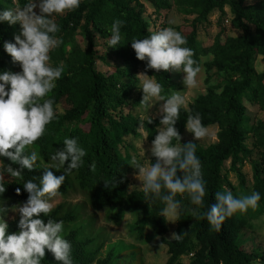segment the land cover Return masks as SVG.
Here are the masks:
<instances>
[{"label":"trees","instance_id":"1","mask_svg":"<svg viewBox=\"0 0 264 264\" xmlns=\"http://www.w3.org/2000/svg\"><path fill=\"white\" fill-rule=\"evenodd\" d=\"M142 2L151 6L154 12L174 6L180 14L192 16L188 23L176 26L175 31L186 37L187 44L182 47L194 51L193 59L198 65L201 57L210 55V59L202 63L206 72L204 82L216 81L204 94L195 96L186 109L181 107L180 119L175 125L181 136L188 117L198 113L205 127L216 126L214 143L205 147L196 144L195 154L201 162L208 193L203 207L193 204L187 193L176 196L180 208L173 233L180 235L179 240L163 238L167 226L162 216L166 204L162 200L145 199L142 189L131 192L126 189L127 175L134 168L131 165L135 159L132 142L144 134L151 144L157 128L162 127L160 115L153 117L149 124L147 118L140 119L123 111L125 107L138 104L130 98L137 86L136 70L140 68L160 83L163 86L161 94L165 97L177 88L169 72L146 68L147 61L138 60L131 47L132 40L153 33L142 17ZM27 3L28 0H0V11L23 7ZM225 8L231 27L238 29L239 35L225 36L220 41L222 28H219L210 44L203 46L197 39L198 28L209 25L208 16L213 11L218 12L215 23L221 22ZM52 19L60 26L55 35L62 43L50 51L49 64L52 67L63 65L64 72L45 99H53L54 111L58 105L62 110L55 112L56 117L46 126L44 135L33 144L39 156V168L22 169V180L5 173V192L0 193V208L5 209V201L25 203L28 193L23 183L27 180L38 183L44 167L51 164V154L63 148L64 139L75 138L86 155L82 158L83 165L66 177L60 189L61 197L73 193L93 211H110L108 217L113 223H117L124 213L137 211L140 215L134 223L137 236L144 241L152 235L159 238L166 248L163 264H264V250L241 248L242 230L251 227L252 218L264 213V121L250 123L244 105L246 102L264 109V0L248 4L244 0H80L78 9L54 14ZM117 19L124 21L122 39L120 45L112 48L108 47L107 41ZM19 33V23L0 22V73H15L21 69L3 47L5 41L14 43V36ZM76 36L83 42L81 47ZM96 62L103 68L97 67ZM249 133L257 142L256 155L245 144ZM187 142L173 139L172 144ZM243 160L248 161L251 169L249 189L251 193L260 194L259 207L255 211L249 208L244 214L237 212L223 222L220 232H216L206 219L199 217L216 203L217 191L230 190L238 197L226 171H222L225 161H228V169L236 174L238 187L246 190L237 166ZM154 161L151 156L149 163ZM7 164L20 167L6 157H0V170ZM50 170L55 175L63 174V170ZM17 188H20V194L16 193ZM162 194H166V190H162ZM194 209L199 216L193 215ZM3 212H0V218ZM19 218L20 215L7 221L8 233L19 231ZM40 218L45 222L49 218L63 221L64 227L75 224L79 214L77 208L69 210L63 204H57L48 217L41 214ZM84 229L85 226L80 225L61 234L71 244L72 264H120V251L116 248H110L103 257L94 259L96 251L88 250L90 240ZM128 256L130 259L134 254L130 252ZM182 257H185L184 261ZM41 264L62 262L55 260L45 249Z\"/></svg>","mask_w":264,"mask_h":264},{"label":"clouds","instance_id":"2","mask_svg":"<svg viewBox=\"0 0 264 264\" xmlns=\"http://www.w3.org/2000/svg\"><path fill=\"white\" fill-rule=\"evenodd\" d=\"M79 6L80 0H28L23 7L0 11V22L20 25V33L14 36L15 42L5 41L3 47L12 62L18 63L21 68L15 73H0V157H6L20 166L14 168L7 164L6 168L0 170V193L5 192V173L13 179L22 180V169L31 171L39 168V156L32 145L44 135L46 126L56 117L53 99L45 97L56 87L55 82L64 72L63 65L52 67L49 64L50 51L62 43L55 35L60 31V26L51 17L74 11ZM37 8L38 13L34 11ZM123 24L124 21L119 19L113 22L108 47L120 45ZM185 44L186 37L166 27L143 39L132 40L131 47L138 60L147 61L146 68L156 72H183L185 87L195 88L201 67L193 59L194 51L182 47ZM137 76L141 81L139 88L143 91L139 103L146 112L157 101H163L158 108L162 127L151 142L150 152L155 162L150 167H143L133 159L131 165L138 169L136 177L141 181L145 199L162 200L166 204L162 216L166 221L175 222L180 208L177 194L187 193L191 202L200 207H203L204 197L208 194L201 162L195 154L196 143L172 144L173 139L181 140L175 125L180 119L185 97L175 91L165 97L161 94L163 86L160 83L145 73H138ZM147 123H152L149 115ZM185 127L195 141L208 136V129L202 124L198 113L188 117ZM146 139L147 135L144 136ZM85 155V150L75 138H66L63 148L51 154V164L44 167L39 182L27 180L23 183L28 193L27 201L13 206V211L20 214L19 231L8 233L7 222L0 218V264H41L45 249L62 264H72L71 244L61 235L64 231L63 221L49 218L45 222L40 216L48 217L52 212L54 205L51 201L60 194L66 177L83 165ZM50 169L63 170V174L55 175ZM162 190H166V194H162ZM20 191V188L16 189L17 194ZM260 199L258 192L235 197L230 190L217 191L216 203L199 218L206 219L212 230L220 232L227 218L237 212L244 214L249 208L255 211ZM3 211L0 208V212ZM193 215L199 216L198 211L194 209ZM171 237L176 240L181 238L176 233H172Z\"/></svg>","mask_w":264,"mask_h":264},{"label":"rangeland","instance_id":"3","mask_svg":"<svg viewBox=\"0 0 264 264\" xmlns=\"http://www.w3.org/2000/svg\"><path fill=\"white\" fill-rule=\"evenodd\" d=\"M254 1L256 0H244V3L248 4ZM142 5L144 8L142 17L148 23V30L151 32H157L166 27H171L175 30L176 26L186 24L192 18V16H184L180 14L174 6H171L167 10L162 9L158 12H154L151 6H149L147 3L142 2ZM34 11L38 13L39 9H34ZM224 12L225 16L221 22L217 24L215 23L218 12L213 11L208 16L209 25L198 28L197 39L200 40L203 46L210 44L214 35L218 33L219 28H222V31L219 34L220 41H222L225 36L239 35L240 31L238 29L232 28L229 23L230 17L226 8L224 9ZM51 18H53V16ZM169 21H173V23H169ZM76 42L80 47L83 45V42L79 36H76ZM209 59L210 55H206L200 59L199 66L201 67V72L197 76V86L195 88L185 87L183 83V72H175L171 70L168 71L172 80L177 86L175 92H179L185 97V104L182 106V108L186 109L187 105L195 96L204 94L208 90L209 85L215 84V79H211L208 83L204 82L206 72L202 63L208 61ZM96 66L103 68L98 62H96ZM19 71H21V69L17 72ZM138 73H143V71L140 68L136 70L135 76L137 77V86L130 94V98L138 102V104L130 108L129 106L125 107L123 111L125 113L137 116L140 119L148 118V115L152 118L156 117L160 115L158 113V108L160 104L163 103V101H157L149 109H147V112L145 111V109L139 103L143 97V91L141 88H139L141 87V81L137 76ZM244 105L250 123L255 124L258 120L264 121V109H259L256 106L250 105L246 102H244ZM61 110L62 109L59 105L56 106V113H60ZM159 128L160 127L157 128V133ZM206 128L208 129V136L201 140L195 141L192 133L188 132L186 128L181 135V139L195 142L200 147H205L211 143H214L216 126L211 125ZM256 143L255 136L251 135V133L245 137V144L253 155H256ZM132 144L134 148L132 156L141 166L150 167L151 163H149V159L152 156L150 152L151 144L144 140V134H142L140 138L134 140ZM32 149H34L33 145ZM237 166L245 182L246 190L244 191H242L237 185L236 174L228 169V161L223 163L222 171H226V176L233 185L238 197L241 195H251V190L249 189V186L252 182L251 169L248 161L243 160L240 163H237ZM137 173L138 169L136 168H131L130 172L128 173V183L126 186L127 192L142 189L141 181L136 177ZM82 201L83 200H81L77 195L70 193L66 197H61L58 195L51 201V203H53L54 207L57 204H63L64 207L68 208L69 210L72 208H77V212L79 214L77 222L72 226H64L63 233L76 226H85L84 232L90 240L87 248L88 250L96 251L94 254V259L103 257L110 248H116L120 251V264H163L165 262L166 248L157 236L152 235L148 241L138 238L134 225L135 221L140 217L137 211L134 213H124L117 223H113L108 217L110 211H93L87 204L82 203ZM4 204L5 209L1 216L4 221L7 222L20 215L18 211H13V206H19L23 203L5 201ZM165 222L167 226V232L163 235V238L169 239L172 236L173 229L176 226V221L172 222L165 220ZM250 222L251 227L242 230L241 248L245 251H250L253 249L264 250V213L252 218ZM96 244L98 245L97 248H95ZM130 252H132L134 256L129 259L128 254ZM181 260L184 261L185 257H182Z\"/></svg>","mask_w":264,"mask_h":264}]
</instances>
